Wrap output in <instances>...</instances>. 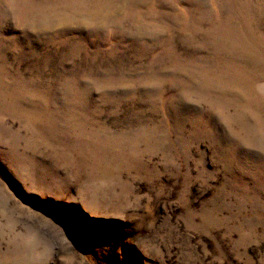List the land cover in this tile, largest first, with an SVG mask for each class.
<instances>
[{
  "label": "rangeland",
  "instance_id": "1",
  "mask_svg": "<svg viewBox=\"0 0 264 264\" xmlns=\"http://www.w3.org/2000/svg\"><path fill=\"white\" fill-rule=\"evenodd\" d=\"M0 264H264V0H0Z\"/></svg>",
  "mask_w": 264,
  "mask_h": 264
}]
</instances>
